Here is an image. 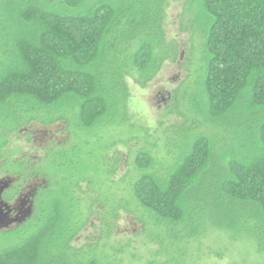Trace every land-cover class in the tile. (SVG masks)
I'll use <instances>...</instances> for the list:
<instances>
[{
	"label": "trees",
	"instance_id": "1",
	"mask_svg": "<svg viewBox=\"0 0 264 264\" xmlns=\"http://www.w3.org/2000/svg\"><path fill=\"white\" fill-rule=\"evenodd\" d=\"M170 1L183 2L196 43L171 111L185 123L164 131L160 156V140L130 124L128 80L147 88L178 58L164 28ZM61 123L68 141L38 163L7 151L34 124ZM125 128L127 140L109 137ZM120 145L131 168L115 194ZM2 175L16 180L9 203L40 185L29 218L0 229V264H123L110 243L122 213L159 244L162 264L223 243L213 230L264 258V0H0ZM96 218L98 242L76 248Z\"/></svg>",
	"mask_w": 264,
	"mask_h": 264
},
{
	"label": "rangeland",
	"instance_id": "2",
	"mask_svg": "<svg viewBox=\"0 0 264 264\" xmlns=\"http://www.w3.org/2000/svg\"><path fill=\"white\" fill-rule=\"evenodd\" d=\"M183 6L184 4L182 1H170L166 8L164 28L167 41H175L179 46V55L176 61H169L164 65L162 71L154 81L150 83L147 88H144L146 94L138 95L135 88L140 86L137 84H130L128 80L130 88V124L137 127L135 133L141 140L144 138V133L139 130V127L150 130V136H152V139L149 140L150 143H155L157 139L160 140V149H158L160 156L165 155V150L163 148L165 142L163 135L164 131L172 125H182L185 123V120L178 116L177 112L171 113V111L174 110L175 92L178 89L183 91L186 87V81L190 74L188 71L189 66L187 59L190 57L191 53L193 54L191 47L196 43L191 32L183 30L184 27H187V20L183 15ZM191 80L192 78L189 79V81ZM137 95L138 103L134 106L132 104V97ZM145 106L147 109L146 111L144 110ZM65 128L66 126L63 123L49 128L34 124L31 129L27 130V132L30 133L29 135L27 132H21L18 137L14 136L7 151L13 153L12 155L16 160L21 157L32 160L33 165L38 163V161L45 156L44 149L51 147L53 142L60 146L62 143L68 141ZM128 129L129 128H125L124 130H113L109 137L117 135L116 138L127 140L128 137H126L125 134ZM122 134H124V136ZM135 144L136 143L133 142L129 147L135 146ZM141 144H145L144 140L141 141ZM129 147L120 145L112 151H120L123 155L118 172L112 178L113 183H115L111 184L113 189L111 191L112 193L120 194L124 192L123 188H125V184L121 181L125 177L129 179L128 172L131 168L127 160ZM8 181L9 179L2 175L0 177V186L2 182ZM33 185L39 186L40 182L34 180L26 184L23 187L24 193H29ZM83 189L86 190L85 184L83 185ZM27 218L29 217L23 218L22 222L19 221L18 223L1 227V230L14 228L17 224L25 222ZM93 225L99 226L97 218L92 221V226L87 228L78 237L74 243L76 248H81L84 245L96 244L98 242L99 230L93 228ZM211 235L213 237H220L226 242L216 243L210 250L203 248L201 253L196 251L197 248L194 244L193 251L189 252V257L185 258L183 264H253L256 261H264V258L257 256L254 244L248 239H242L235 244H231L233 245L231 247L226 245V243L229 244L230 241H228V237L225 234H220V232L213 230L211 231ZM147 236L148 234L143 232L142 226L139 223L131 216L122 213L120 219L116 223V233L110 243L117 246L118 249H124V253L118 255V257L123 260V264H148L152 261H157L159 264H162L166 262L167 257L163 255L160 257L157 256V253L160 251L159 244L151 243ZM93 239L96 240L94 241ZM210 240L206 242H213V240ZM206 242L205 246L207 245ZM100 243L101 242H99V244ZM103 245L104 242L100 244L99 249H103ZM108 250L109 249H107V251ZM217 254H222L223 256L219 258Z\"/></svg>",
	"mask_w": 264,
	"mask_h": 264
},
{
	"label": "flooded vegetation",
	"instance_id": "3",
	"mask_svg": "<svg viewBox=\"0 0 264 264\" xmlns=\"http://www.w3.org/2000/svg\"><path fill=\"white\" fill-rule=\"evenodd\" d=\"M15 181L11 179L8 182H2L0 186V229L19 221L22 222L23 218L25 219V217L29 216L32 211L33 199L37 188H30V192L26 194L22 187L11 203L6 201L7 191Z\"/></svg>",
	"mask_w": 264,
	"mask_h": 264
},
{
	"label": "clouds",
	"instance_id": "4",
	"mask_svg": "<svg viewBox=\"0 0 264 264\" xmlns=\"http://www.w3.org/2000/svg\"><path fill=\"white\" fill-rule=\"evenodd\" d=\"M129 83L135 85V81L132 80L131 78H130V80H129ZM135 91H136V93H137L138 95H139V94H146L145 90H144L143 88H141V87H136V88H135ZM138 95L132 97V104H133L134 106L137 105V103H138ZM144 110H145V111L147 110V109H146V106H145V109H144Z\"/></svg>",
	"mask_w": 264,
	"mask_h": 264
}]
</instances>
